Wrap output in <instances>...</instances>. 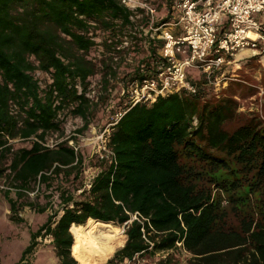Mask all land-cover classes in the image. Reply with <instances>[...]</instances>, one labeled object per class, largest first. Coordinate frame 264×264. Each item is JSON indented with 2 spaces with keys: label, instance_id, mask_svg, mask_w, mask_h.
I'll use <instances>...</instances> for the list:
<instances>
[{
  "label": "trees",
  "instance_id": "obj_1",
  "mask_svg": "<svg viewBox=\"0 0 264 264\" xmlns=\"http://www.w3.org/2000/svg\"><path fill=\"white\" fill-rule=\"evenodd\" d=\"M148 1L159 23L172 18L170 0ZM130 14L120 0H0V174L15 188V197L5 192L9 217L20 222L19 209L37 206L24 201L34 189L47 199L39 212L54 196L59 207L30 232L14 264H40L27 256L43 236L58 264H95L79 262L72 231L89 219L125 228L124 245L104 264L135 253H162L154 264H264V123L238 115L233 99L208 96L202 74L192 79L195 95L172 92L131 107L123 95L111 97V78L125 87L162 60V42L136 30ZM100 52L103 92L93 103L86 92ZM38 70L49 76L44 86ZM97 105L125 112L108 136L113 161L90 159L98 171L88 188L87 156L66 139L48 146L45 138L62 134L64 110L83 120V132ZM15 138L30 145L15 148Z\"/></svg>",
  "mask_w": 264,
  "mask_h": 264
},
{
  "label": "built area",
  "instance_id": "obj_2",
  "mask_svg": "<svg viewBox=\"0 0 264 264\" xmlns=\"http://www.w3.org/2000/svg\"><path fill=\"white\" fill-rule=\"evenodd\" d=\"M120 2L131 12L130 20L136 30L162 42L157 50L162 60L157 63L156 71L121 88L124 105L129 107L151 104L158 96L172 92L197 94L199 86L188 77L189 68L200 69L207 84L218 85L221 78L215 77V72L238 62L240 52L248 50L264 57V20L258 19L264 18V0H170L172 18L164 23L158 22L157 8L148 0ZM144 16L146 25L141 22ZM129 43L125 37L123 46ZM124 112L116 113L109 125L115 124ZM109 132L105 128L96 137L99 143L95 153L100 160L112 162L114 154L107 145ZM68 142L76 151L79 149L72 140ZM93 177L88 178L86 187H90ZM121 264H143V259L135 253Z\"/></svg>",
  "mask_w": 264,
  "mask_h": 264
},
{
  "label": "rangeland",
  "instance_id": "obj_3",
  "mask_svg": "<svg viewBox=\"0 0 264 264\" xmlns=\"http://www.w3.org/2000/svg\"><path fill=\"white\" fill-rule=\"evenodd\" d=\"M260 20H264L262 17H258ZM97 58L94 59L96 66L95 73L90 77L86 95L92 100L93 103L97 102L99 95L103 92L98 85L99 79L102 76L103 69L101 68V60L107 56L102 53L96 54ZM235 64H238L237 62ZM235 64L229 65L230 67L221 69L220 72H215L214 76L221 78L218 85L207 84L206 90L208 96L212 98H230L236 102V112L238 115L244 117H256L262 123H264V67H261L260 63L253 62L248 65H243L241 69H238ZM237 68V69H235ZM235 69L234 71H231ZM227 71L228 73H225ZM231 74H234L231 76ZM226 79H223V77ZM34 77L39 80L41 86H44L49 82V76L41 71H35ZM189 77L193 79V74L189 73ZM80 89V87H78ZM120 84L115 78H111L108 86V91L111 97H115L121 92ZM121 111H112L111 106H107L105 109L100 105L94 106L89 116L87 128L80 133L76 130L81 128L83 120L79 116H74L68 110L60 115L59 119L62 120V134L59 132L48 133L45 138V145L53 146L54 144L66 139L72 140L74 144L78 145L86 156L85 168L81 175V181L85 184L88 178H91L98 171L97 166H93L90 159L97 158L95 151L97 150V136L99 133L108 128L111 130L109 123L114 121L116 113ZM237 121L233 120L229 122L226 127L233 129ZM74 137V138H73ZM10 143L15 148L22 146H29L30 140H20L18 138L12 139ZM69 144V142H68ZM6 172L0 174V264H14L19 261L23 250L29 244L30 232L35 231L40 224L46 220V216L52 214L54 210H58L57 196H54L51 201L53 203L52 208H47L45 212L41 214L38 211L37 206H43L46 204L43 191L40 189H34L33 191H27L25 193L24 201L33 202L37 206L30 207L26 205L24 208L17 211L18 217L21 218L20 222L12 221L10 219L11 212L5 192L9 193L10 197H15V188L11 186L9 180L6 178ZM45 193V192H44ZM80 194V190L75 193L77 196ZM134 218V216H133ZM115 224V223H113ZM118 225L122 229L121 238H123V245L126 240L124 233V226ZM37 245L27 257L32 262L40 264H58V259L54 253V247L52 245V239L50 236H43L37 238ZM123 245L117 247L121 248ZM115 249V251L117 250ZM114 251V252H115ZM113 252V253H114ZM113 254H111L112 256ZM109 256V258L111 257ZM162 256V253H156L155 256L145 254L143 256V264H154L155 261ZM184 257V255H183ZM104 262L95 264H104ZM79 260V259H78ZM79 262H83L79 260ZM87 262V261H85ZM89 263V262H87Z\"/></svg>",
  "mask_w": 264,
  "mask_h": 264
},
{
  "label": "bare ground",
  "instance_id": "obj_4",
  "mask_svg": "<svg viewBox=\"0 0 264 264\" xmlns=\"http://www.w3.org/2000/svg\"><path fill=\"white\" fill-rule=\"evenodd\" d=\"M72 231L76 240L75 253L81 261L104 262L123 245L122 229L112 222L89 219L73 225Z\"/></svg>",
  "mask_w": 264,
  "mask_h": 264
},
{
  "label": "crops",
  "instance_id": "obj_5",
  "mask_svg": "<svg viewBox=\"0 0 264 264\" xmlns=\"http://www.w3.org/2000/svg\"><path fill=\"white\" fill-rule=\"evenodd\" d=\"M176 31V30H175ZM238 64H235V66L238 69H241L243 65H248L249 63H255L258 62L260 63L261 67H264V57L261 56H257V55H253L251 54L248 50H244L242 52H240L238 54ZM231 65V64H230ZM230 67L229 65H224L222 68L227 70V68ZM235 68V69H237ZM235 69H232L231 71H234ZM221 70H219L218 72H220ZM228 71V70H227ZM227 71H224L225 73H228ZM189 73L193 74V79L196 80V82H199V79L201 78V74L203 75V73L201 72L200 69L192 67L189 68L187 70V75L189 77ZM234 74H231V76H233ZM190 78V77H189ZM191 79V78H190ZM192 80V79H191ZM42 214V213H41Z\"/></svg>",
  "mask_w": 264,
  "mask_h": 264
}]
</instances>
